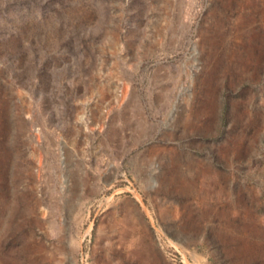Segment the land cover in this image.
I'll list each match as a JSON object with an SVG mask.
<instances>
[{
	"label": "rangeland",
	"instance_id": "rangeland-1",
	"mask_svg": "<svg viewBox=\"0 0 264 264\" xmlns=\"http://www.w3.org/2000/svg\"><path fill=\"white\" fill-rule=\"evenodd\" d=\"M0 264H264V0H0Z\"/></svg>",
	"mask_w": 264,
	"mask_h": 264
},
{
	"label": "built area",
	"instance_id": "built-area-1",
	"mask_svg": "<svg viewBox=\"0 0 264 264\" xmlns=\"http://www.w3.org/2000/svg\"><path fill=\"white\" fill-rule=\"evenodd\" d=\"M122 96H123L122 89L121 88L117 89V91H116V93L114 95V103H118L119 100H121ZM85 113L86 112L83 111V112H81L79 114V117H80L81 121H82V118L86 115Z\"/></svg>",
	"mask_w": 264,
	"mask_h": 264
}]
</instances>
